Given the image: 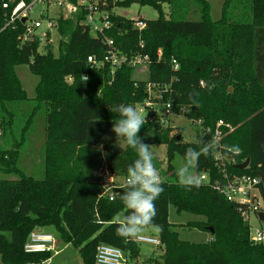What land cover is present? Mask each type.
<instances>
[{
    "label": "trees",
    "instance_id": "obj_1",
    "mask_svg": "<svg viewBox=\"0 0 264 264\" xmlns=\"http://www.w3.org/2000/svg\"><path fill=\"white\" fill-rule=\"evenodd\" d=\"M4 1L0 0V7ZM194 1L200 9L199 20L174 18L179 10L177 0H116L121 7L138 2L159 10V17L152 20L112 14L113 28L108 32L122 53L149 57L146 79L136 78L137 69L127 64L113 75L108 63L91 67L88 57L103 58L108 46L76 20L59 22L60 41L53 44L57 56L52 45L36 39L24 41L23 21L0 33V143L12 140L6 148L0 144V172L17 177H0L3 264H41L51 258L52 252L27 253L24 249L31 232L47 226L55 227L65 243L75 245L85 264H95L100 244L122 249L129 262L138 264L139 242L118 236L112 223L125 210L119 198L123 188L114 200L100 192L106 174L127 177L128 166L137 159L134 149L125 146L120 150L104 142L116 116L109 108L119 104L137 108L148 98L149 83H169L173 77L177 78L173 92L165 100L171 99L174 112L186 107L190 119L200 120L201 125L195 140L187 142L181 127L171 136L170 125L147 116L139 133L145 143L168 144L164 191L155 202L154 220L160 226L155 236L161 240L163 252L161 260H149L153 264H264V244L250 240L249 221L238 207L210 185L191 190L181 186L172 163L177 152L184 156L189 147L199 150L202 143H213L215 125L224 120L234 130L222 144L240 148L239 163L250 158L248 168L231 165L229 171L253 176L264 171V0H225L218 20L211 18L208 0ZM162 2L172 6L170 17ZM246 8L247 13H242ZM139 20L147 23L142 31L135 27ZM42 46L45 52L40 51ZM172 59L179 62L178 71L172 69ZM20 65H28L39 76L36 111L44 105L47 108L44 175L39 179L17 164L36 113L24 112L22 104L29 98L16 72ZM82 76L89 78L87 82L81 81ZM201 81L207 83L203 86ZM213 152L201 155L195 163L199 175H219ZM261 193L264 199V186ZM171 205L178 214L203 217L187 226L205 231L212 228V240L195 243L181 239L169 219Z\"/></svg>",
    "mask_w": 264,
    "mask_h": 264
},
{
    "label": "built area",
    "instance_id": "obj_2",
    "mask_svg": "<svg viewBox=\"0 0 264 264\" xmlns=\"http://www.w3.org/2000/svg\"><path fill=\"white\" fill-rule=\"evenodd\" d=\"M115 5L116 0H30L29 2L5 0L0 7V33L8 27H15L17 22L23 21L26 24V31L22 36L24 41L41 38V44L53 45L60 41L59 22L61 20H76L94 37L101 38L102 42L108 46V52L103 58L88 57L91 67L99 68L108 63L111 66L112 75L124 64L136 68L137 71H141L142 68L148 69V56L122 53L108 35V32L113 28L112 14L116 15L113 11ZM146 26L147 23L143 20L135 22V27L140 31ZM158 55L161 56L160 50ZM171 66L174 71L180 69V64L176 59H172ZM176 79V77L171 78L169 83H149L147 85L148 98L142 104L147 116L158 119L165 125L170 122L173 115H180L174 112L171 99L165 100V95L172 94V85ZM201 85L204 86L205 82L201 81ZM194 123L199 129L201 121L195 120ZM233 130L234 127L224 120H219L216 123L213 131V143L222 147L214 149L213 160L219 175L213 177L211 173L203 172L199 175L201 184L210 185L221 192L230 203L238 207L242 216L249 221V225L253 215L264 222V219L260 217V214L264 213V199L261 193V186H264L263 179L257 174L253 176L229 171V166L232 165L236 168L237 164L244 162L239 163L238 154L228 151V148L222 144V139ZM206 132H211V128H206ZM110 177H112L111 182ZM118 178H123V184H125L127 177L105 175L104 187L106 190L103 191L102 196H107L110 200L116 198L119 190H116L114 182ZM251 229L250 225V240L253 243L264 244V228ZM134 241L161 245V240L158 237L148 235H138ZM24 249L27 253H53L56 250V240L53 235L35 229L31 232ZM95 264L135 263L129 262L122 249L108 244H100L97 247Z\"/></svg>",
    "mask_w": 264,
    "mask_h": 264
},
{
    "label": "rangeland",
    "instance_id": "obj_3",
    "mask_svg": "<svg viewBox=\"0 0 264 264\" xmlns=\"http://www.w3.org/2000/svg\"><path fill=\"white\" fill-rule=\"evenodd\" d=\"M211 4V18L212 20H218L222 14V6L225 0H208ZM179 4V10L174 15L176 19H184V20H199L201 18L200 9L194 0H177ZM163 4V11L166 14V17H170L172 15V6L169 5L168 2H162ZM114 13L120 16H124L128 19H137L142 17L147 20L157 19L159 17V10L150 5H142L138 2L132 3L129 7H121L115 5L113 8ZM248 8L244 9L242 13H247ZM236 13H240L239 9H236ZM250 12L248 13V15ZM36 15V12H35ZM41 52H45L43 46L39 48ZM52 53L57 56L59 51L57 48L51 46ZM17 75L23 84L24 89L27 92L28 100L27 102L23 103L24 112L30 113L32 111H36L35 107L37 102L35 101L36 98V86L39 82V76L34 74L28 65H20L16 67ZM148 75L147 68L141 71L135 72V77L140 79H146ZM207 83V82H205ZM212 84L211 86H213ZM146 102V101H145ZM144 102V103H145ZM144 105L141 103L137 104V111L140 113H147L144 108ZM188 109L186 107H182L179 112L180 115H173L170 119V122L167 125L172 127L170 135L173 136L178 132V128L181 127L183 129V141L191 142L195 140L197 126L195 125L193 119H190V116L187 115ZM22 111H19V118L21 117ZM186 113V114H185ZM46 114L47 108L44 106L38 108L36 111L28 133L26 134V144L21 148V151L18 155L17 164L21 167L27 175H33L36 178H43L44 175V158H45V142L47 139V122H46ZM23 118V117H22ZM24 120L26 118H23ZM2 132V131H1ZM0 132V135H1ZM12 135L10 134L9 137ZM180 136V135H179ZM178 136V137H179ZM2 137V136H0ZM20 138V135H17V138ZM181 138V136H180ZM1 139V138H0ZM9 139V138H8ZM14 142V140H13ZM104 142L111 144L116 149H124L125 145L121 142V148L116 143V137L113 136L112 131L110 130L104 137ZM10 143L12 140L10 139ZM10 143H0L3 144L4 148L8 147ZM152 151L155 153L154 164L156 165L160 176L163 178L164 173L167 171V151H168V144L166 143H152ZM176 177L175 180L179 182V178L177 176V170L182 166L184 163L183 156L180 153H176L175 157L172 161ZM195 164L193 165L194 168ZM166 176V175H165ZM0 177H9L11 179L17 178L15 175H8L0 172ZM105 182L103 181L101 184L102 191L101 196L106 188L104 187ZM114 185L116 190L123 188V178H118L115 180ZM203 217L190 214V213H182L178 214L176 209L171 205L169 208V219L175 225V229L179 232L180 238L183 240H187L190 242L195 243H204L207 242L208 237L211 236V232L200 230L197 228H189L187 223L190 221H195L202 219ZM250 225L251 230L256 228H264V222L257 219L255 215L251 216L250 218ZM40 229V228H36ZM41 230V229H40ZM43 232L49 233L53 235L56 240V248L57 250H61V252L55 258H49V262L47 264H85L79 252V249L73 245H67L62 238L60 237L57 229L53 226H47L42 229ZM159 234V229L153 226L146 227L142 232L138 233V235H148L154 236ZM141 247V255L139 257L138 264H153L149 258H158L161 260L160 256L163 252V247H158L154 244H149L146 242H139ZM148 259V260H147ZM0 264L2 263L0 257ZM41 264H46L42 262Z\"/></svg>",
    "mask_w": 264,
    "mask_h": 264
},
{
    "label": "clouds",
    "instance_id": "obj_4",
    "mask_svg": "<svg viewBox=\"0 0 264 264\" xmlns=\"http://www.w3.org/2000/svg\"><path fill=\"white\" fill-rule=\"evenodd\" d=\"M88 79L87 76H82L81 81L87 82ZM109 111L116 114L111 131L115 133L117 145L121 148L123 142L137 153V159L127 168V180L119 197L125 210L116 214L112 221L117 226V235L127 239L135 237L150 225L160 229V226L154 224L157 215L155 202L164 191L163 180L154 164L155 153L152 146L145 143L139 135L147 123V113L138 112L132 104L110 106ZM219 147L222 146L206 142L201 144L199 150L187 148L183 156L184 163L177 170L180 185L189 190L192 187L199 188L201 181L193 165L201 155L207 156L211 150ZM227 150L235 154L241 151L238 146L229 147ZM111 180L112 177L110 182Z\"/></svg>",
    "mask_w": 264,
    "mask_h": 264
},
{
    "label": "water",
    "instance_id": "obj_5",
    "mask_svg": "<svg viewBox=\"0 0 264 264\" xmlns=\"http://www.w3.org/2000/svg\"><path fill=\"white\" fill-rule=\"evenodd\" d=\"M41 40H42L41 38H38L37 41L41 42ZM150 118H151V116H150ZM177 139H180V136L177 137ZM249 164H250V158H247L244 162H242L240 164H237L236 168L243 170V169H246L249 166ZM256 174L259 175L263 179V183H264V171L258 170L256 172ZM260 217H261V219H264V213H261ZM210 231H211V233H213V229L212 228H210Z\"/></svg>",
    "mask_w": 264,
    "mask_h": 264
},
{
    "label": "crops",
    "instance_id": "obj_6",
    "mask_svg": "<svg viewBox=\"0 0 264 264\" xmlns=\"http://www.w3.org/2000/svg\"><path fill=\"white\" fill-rule=\"evenodd\" d=\"M41 230L43 229V228H40ZM210 232V231H209ZM209 240H212V233H211V236L210 237H208V240L207 241H209ZM67 245H70V244H67ZM61 252V250L59 251V250H57V248H56V250L52 253V256H51V258H55V257H57V255L59 254ZM50 258V259H51ZM50 259H48L47 261H46V264L49 262V260ZM139 260V259H138ZM139 262V261H138ZM140 264V263H139Z\"/></svg>",
    "mask_w": 264,
    "mask_h": 264
}]
</instances>
